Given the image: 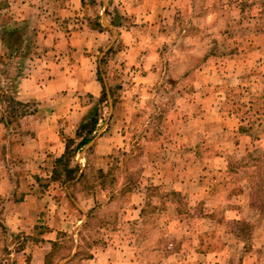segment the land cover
Segmentation results:
<instances>
[{"label": "rangeland", "instance_id": "rangeland-1", "mask_svg": "<svg viewBox=\"0 0 264 264\" xmlns=\"http://www.w3.org/2000/svg\"><path fill=\"white\" fill-rule=\"evenodd\" d=\"M74 107L77 127L52 115ZM42 120L65 142L51 177L28 162ZM24 201L67 222H23ZM77 204L94 206L82 224ZM53 231L45 264L77 246L82 264L106 246L133 264H264V0H0V264H30Z\"/></svg>", "mask_w": 264, "mask_h": 264}, {"label": "crops", "instance_id": "crops-1", "mask_svg": "<svg viewBox=\"0 0 264 264\" xmlns=\"http://www.w3.org/2000/svg\"><path fill=\"white\" fill-rule=\"evenodd\" d=\"M53 71L52 74L56 75V66H53ZM52 76V78L49 81V85L48 86H44L42 91H48L51 90V96L50 98H55V96L57 95V91L60 90L59 88H57V85L62 82V78H66V73H64L65 76L63 75H58V76ZM71 76H67V78H70ZM88 82L90 84V88L91 92L96 91L97 92V87H96V82L93 79V77L91 76L89 78ZM56 84V86H55ZM43 99H48V93L45 94L43 97H41ZM58 111H53L52 115L55 116V119H59L62 116H68L69 118H71V123L69 124V126L71 127H77L75 124H77L80 119H81V113L74 108L72 109H68L67 111H61L59 108H57ZM63 113V114H62ZM47 120H42L41 123L35 127V134L33 136H31L30 140L32 142H26V146H31L36 148L37 150H40L39 154L40 157L38 159H28L29 164H32L33 167H41L44 166L49 160H51V166H50V170H49V177H51L52 175V171L55 168L56 165V160L58 157H60L64 150H65V142L64 139L59 135L57 129L53 126L50 125L49 122ZM43 130V135H41V131ZM41 135V136H40ZM49 155V156H48ZM50 158V159H49ZM10 180V176H7V180ZM33 194V193H32ZM31 194V195H32ZM30 195H28L29 197ZM27 198V197H26ZM36 199V198H34ZM23 207H21V209H24L25 212L22 213L25 216H22V221L25 222L26 218L27 220H31V224L32 226H35V224L37 222H39L41 220V218H45V216L50 217V212L46 211V208H42L38 205H36L39 208H36L35 206H30L27 205L28 202L24 201L23 203ZM78 205V204H77ZM94 207V206H93ZM93 207L89 206V207H85L84 205H78L77 209L80 212L81 218L77 219V224H82L83 222L87 221L89 216L91 215V211L93 209ZM11 207L6 208V214L7 216H12V217H18L17 212H12L10 210ZM15 209H17L15 207ZM10 210V211H9ZM123 216H128L130 215L132 212H139L140 213V208L138 205H131L128 206L127 208L123 209ZM22 211H20L21 214ZM53 214L52 217H54V214H57V216L60 215V218H57V222H67V217L66 214H64L63 210L58 209L57 212H54V210H52ZM137 212V217L139 216V213ZM134 218V217H131ZM136 218V217H135ZM20 219V218H19ZM129 219V218H128ZM24 224L21 223V226H23ZM49 236H46V234L44 235V239L41 240L37 246H35L33 248L32 251V256H31V260H30V264H45V259L47 257V255H49V252L51 251L54 243L57 241V232H49ZM78 251V246L75 247V249L72 251L71 255L68 256L67 258H65V260L63 262H65L64 264H82L80 262H78V258L76 256V253ZM126 251L124 250V246H120V248H115V247H105L103 250H101L98 253H95L93 257H91L89 260L95 264H133V255L130 257V255H126L125 253ZM78 260V261H77Z\"/></svg>", "mask_w": 264, "mask_h": 264}, {"label": "trees", "instance_id": "trees-1", "mask_svg": "<svg viewBox=\"0 0 264 264\" xmlns=\"http://www.w3.org/2000/svg\"><path fill=\"white\" fill-rule=\"evenodd\" d=\"M96 109L97 108H95L93 112L89 114L87 119L84 120L79 126L80 130L78 131V134L81 135L82 132H85V133L82 136L80 143L78 144V148L83 147L87 145L88 143H90L94 137L93 134H94L97 122H98V113L96 112ZM58 161H60V159H58L57 162Z\"/></svg>", "mask_w": 264, "mask_h": 264}]
</instances>
